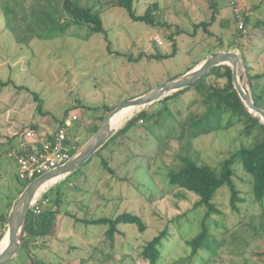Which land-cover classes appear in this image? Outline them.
I'll return each mask as SVG.
<instances>
[{
	"label": "rangeland",
	"instance_id": "obj_1",
	"mask_svg": "<svg viewBox=\"0 0 264 264\" xmlns=\"http://www.w3.org/2000/svg\"><path fill=\"white\" fill-rule=\"evenodd\" d=\"M63 1L0 0V78L10 81L6 85L0 82V231L4 230V220H10L3 207L5 202L27 183L17 172L15 154L20 140L12 133L21 131L31 119H36L39 131L45 134L51 133L59 120L78 115L73 130L78 131L79 141L73 137L69 142L79 149L95 133L98 116L105 121L123 101L185 74L202 59L231 49L240 52L241 58L247 57L249 67L242 59L246 82L251 92L255 88L264 99V0H135L139 15L151 3H157L158 9L151 8L156 10L153 24L132 19L117 0L81 1L84 5L96 4L106 34L90 33L87 25L74 22L65 12ZM236 7L245 15L244 29H239L235 19ZM157 36L163 45L157 43ZM174 42L177 50L172 55ZM141 54L144 57L137 60ZM248 70L252 76H261L250 82ZM226 82L227 77L214 74L202 84L208 88V83L224 86ZM199 84L189 85L190 91L172 99L119 112L115 117L119 121L114 118L112 124L116 122L114 126L121 129L141 110L147 111L143 123L132 125L126 133L137 130L141 141L125 145L121 159L134 152L145 151L148 155H135L130 164L118 167L110 158L114 168L111 172L101 165V155L107 151L104 149L69 177L50 181L40 194L62 199V211L56 216L50 236L41 238V245L31 242L28 248L21 246L19 253L3 264H148L143 248L166 227L167 235L158 246L161 254L155 264H172L190 256L192 246L187 241L202 231L210 208L205 204L193 208L199 195L186 189L160 196L170 185L168 172L182 166L181 156L218 168L240 149L264 138L263 128L257 124L248 131L247 121L193 137L207 123L189 125L187 120L184 127L180 120L194 111L199 112V119L205 113V100L195 90L200 89ZM34 93L41 97L43 114L37 109ZM160 110L161 117L151 115ZM183 133L185 137L181 138ZM155 153L159 155L149 156ZM232 167L243 201L235 209L229 185L218 188L212 198V213L206 219L210 232L197 255L184 264H264V199L254 198L252 176L238 157ZM125 175L131 181L119 184V177ZM101 182L106 187L102 193L113 194L111 201L98 195ZM84 204H88L86 208ZM49 206L55 209L58 204L52 202ZM125 211L142 216L147 228L140 232L135 225L121 224V233L112 245L106 225L77 219ZM5 228L4 236H8V224Z\"/></svg>",
	"mask_w": 264,
	"mask_h": 264
},
{
	"label": "trees",
	"instance_id": "obj_2",
	"mask_svg": "<svg viewBox=\"0 0 264 264\" xmlns=\"http://www.w3.org/2000/svg\"><path fill=\"white\" fill-rule=\"evenodd\" d=\"M83 0H64L63 1V7L65 12L73 18L74 22L81 23L82 25H87L90 33H103L106 34L107 30L104 27L103 18L101 16V11L96 8V4L93 5H84L81 3ZM101 3V2H100ZM117 3L122 8L129 11V14L131 15L132 19L136 21H146L147 23H155V13L158 9L157 3H151L148 8L146 9L144 14H137L135 12L134 3L135 0H117ZM151 8H154L153 10ZM242 12V11H241ZM235 14V13H234ZM216 15H213V19ZM242 16L245 18L244 13H242ZM235 19L237 20L236 14ZM238 21V20H237ZM210 23V22H208ZM207 26V24H205ZM245 28V27H244ZM243 28V29H244ZM207 30L208 27H205ZM240 29V28H239ZM177 50V43L174 42V51L172 53L175 54ZM234 51H237L236 49H231ZM238 52V51H237ZM240 54V52H238ZM146 56H152V55H146ZM142 57H144V54H141L136 59L139 60ZM247 65V57L242 58ZM197 63L192 65L190 68L187 69V71L191 70ZM247 67H249L247 65ZM224 70V72H223ZM186 71V72H187ZM214 74H217L219 77H227V82L224 86H217L214 83H208L210 86L207 88L202 84V81ZM261 74H256L252 76L250 74V71L248 70V77L250 78V82H252V79H255L257 77H260ZM255 77V78H254ZM175 78V77H174ZM0 82L2 85H6L10 81H2L0 78ZM200 83V84H199ZM200 85V89H195L198 91L204 98L205 102V113L201 116V119L196 118L199 115L198 111H194L190 115H186L184 118L180 120V123L184 125V127L187 125L185 124L186 121H189V125L192 123H199V122H205L207 123L206 126L202 127L201 129H198L196 133L192 134L193 137H197L198 135L202 133L211 132L220 128H228L232 126L233 124H236L240 121H247L249 124L248 131L252 129L255 125H259L263 128L264 131V121L260 119L257 116H254L248 108L245 106L244 102L241 100L237 90L235 89L234 83H233V72L231 66L228 65H220L213 68V70L200 78L196 83L191 84L192 85ZM22 87V86H18ZM190 86H187L186 88H183L181 90H178L171 95H168L161 99L160 101H166L168 99H172L174 96H176L178 93H186L190 91ZM252 96L254 100L263 107L262 103L264 104V99L262 98L261 94L257 93L255 88L252 89ZM34 100L37 102V109L43 114V104L41 97L34 93ZM213 105L216 107H213ZM113 109V108H112ZM112 109H108L111 111ZM121 113V112H120ZM118 113L117 115H120ZM162 110L159 112H156L155 115L158 114L161 117ZM147 111L145 109L141 110L136 116H134L131 120H129L126 125H124L99 151H102L105 149L108 145L112 144L116 137L122 132H126L128 129L131 128L134 123L138 121H144L143 118L146 117ZM229 114V115H228ZM224 116L226 117V120L224 121ZM103 116H98L96 119V124L93 128V132H95L100 125L103 123L104 118H99ZM169 117V116H168ZM67 118V117H66ZM65 119L59 120V125L65 123ZM188 118V119H186ZM100 119V120H99ZM173 119V118H172ZM204 119V120H203ZM173 121V120H172ZM185 121V122H184ZM123 123V122H122ZM121 124V123H120ZM115 125V122L114 124ZM117 125V124H116ZM119 126V124L117 125ZM28 127H31L35 129L37 132L41 134V132L38 129L37 125H29ZM73 124L68 130V137L69 138H75L77 137V132L73 130ZM74 132V136L71 135ZM41 135H45L42 133ZM19 136V134H17ZM181 138L185 137L184 133L181 134ZM169 138V136H165L164 139ZM163 140V139H162ZM20 145V144H19ZM142 151V150H141ZM101 153V152H100ZM135 155H144L147 156L148 153L144 152H134L132 153L131 157H134ZM159 153L151 154L149 156H157ZM101 165L105 166V168L108 171H114V168L110 165V160L106 159L101 155ZM235 157H238L239 160L242 163V166L244 170L251 174L252 178V191L253 196L257 201H262L264 199V138L249 148H242L238 152H236L233 156L230 158L222 161L221 165L218 168L211 167L209 165H200L197 161L193 160L189 156H181L179 157L182 161V166L175 167L174 169H171L168 172V178L170 180V185L166 191L160 192V196L165 197V194L170 192H176L179 189H186L191 192H194L195 194L199 195V200L196 201L193 205V208H196L201 205H208L210 208V212L206 215V218L203 222V229L202 231L193 239L188 240L187 244L189 246H192V252L190 256L180 258L179 260L173 262L172 264H184L185 261L189 258H192L193 256L197 255L199 249L204 245L205 238L209 234V226L206 223V219L210 216L211 209L213 207L212 204V198L214 197L216 191L220 186L223 184H228L231 189V204L232 206L237 209L238 203L243 201V198L241 196L240 190L237 188V185L233 179L234 170L232 167L233 161ZM92 159V158H91ZM91 159L88 161L90 162ZM86 162L85 164H87ZM70 176V175H69ZM68 176V177H69ZM114 178V177H113ZM124 177H119L118 181H123ZM29 184L28 182L22 187V190L20 193L24 190L26 185ZM102 184V183H101ZM106 185V184H105ZM103 184L101 186V190L98 192V195L100 196H106V200L111 201L113 194H110V192L102 193L103 190ZM105 187V186H104ZM106 189V187L104 188ZM114 187H111V190H113ZM52 188L50 189V191ZM116 196V195H115ZM118 196V195H117ZM116 196V197H117ZM44 198L49 199L50 204L52 202L57 205L58 207L53 209L51 206L48 208L45 207L41 213L36 214L33 209H30L25 225L23 236L24 240L26 241L27 245H30L31 242L35 245V240L45 238L46 236H49L51 233V229L55 223L56 216L61 214V197L57 200H52L50 194H45ZM103 198V197H102ZM101 198V199H102ZM103 200V199H102ZM100 200V201H102ZM13 202L10 203V207L13 206ZM88 205V204H87ZM87 205L84 204L83 208H86ZM60 207V208H59ZM180 215H184V213H181ZM179 216L174 217L171 222L175 219H177ZM85 223H91V224H101L107 226V238L114 244L115 237L117 234L121 233L120 225L121 224H132L137 226L138 230L140 232H144L147 228V224L144 221L142 216L136 215L131 212H123L119 214H115L114 216H98L96 218H84L80 219L77 218ZM168 228L166 227L163 229L160 234L155 236L152 240L146 243V245L143 248L142 255L145 257V261L147 260L148 264H155L157 260L160 257V249L159 244L161 241L166 237ZM5 234V231L1 232L0 234V240L3 238ZM114 246V245H113Z\"/></svg>",
	"mask_w": 264,
	"mask_h": 264
},
{
	"label": "water",
	"instance_id": "obj_3",
	"mask_svg": "<svg viewBox=\"0 0 264 264\" xmlns=\"http://www.w3.org/2000/svg\"><path fill=\"white\" fill-rule=\"evenodd\" d=\"M220 65L231 66L233 83L241 100L248 110L264 121V107L253 98L252 92L246 82L245 64L237 51L223 50L209 56L185 74L168 81L160 86L136 97L123 101L116 106L107 119L100 125L95 133L68 159L64 164L43 173L26 185L20 196L13 204L7 232H9L8 245L0 251V264L13 259L20 251L21 246L27 247L22 237L27 214L32 202L43 187L54 179L68 176L88 162L115 134L117 127L112 125V117L130 106L145 107L160 101L172 93L186 88L200 78L210 73L213 68Z\"/></svg>",
	"mask_w": 264,
	"mask_h": 264
},
{
	"label": "built area",
	"instance_id": "obj_4",
	"mask_svg": "<svg viewBox=\"0 0 264 264\" xmlns=\"http://www.w3.org/2000/svg\"><path fill=\"white\" fill-rule=\"evenodd\" d=\"M239 28L245 27L244 17L241 9H234ZM158 44L163 45L162 39L157 36ZM78 119V115H69L65 123L58 125L55 131L41 135L31 127H25L17 134L21 136L19 150L15 156L17 159V172L20 180L30 183L32 180L62 164H64L78 150L76 143L69 142L68 130L73 121ZM79 141V137H76ZM50 205L49 199L44 198L43 194H38L32 202L31 209L36 214ZM25 234L22 233V237ZM24 239V238H23Z\"/></svg>",
	"mask_w": 264,
	"mask_h": 264
},
{
	"label": "crops",
	"instance_id": "obj_5",
	"mask_svg": "<svg viewBox=\"0 0 264 264\" xmlns=\"http://www.w3.org/2000/svg\"><path fill=\"white\" fill-rule=\"evenodd\" d=\"M206 59V58H205ZM205 59H202L201 61H199L198 62V64H200L202 61H204ZM198 64H196V65H198ZM195 65V66H196ZM194 66V67H195ZM193 67V68H194ZM156 103V102H155ZM24 108V107H23ZM31 109H29V111H30ZM36 110V109H35ZM28 110H23V113H27V112H29ZM31 112V111H30ZM20 113V112H19ZM33 116V115H32ZM33 117H35V115L33 116ZM116 117V116H115ZM16 118V117H15ZM14 118H11V120H13ZM132 119V118H131ZM130 119V120H131ZM32 120V121H31ZM30 121H28L29 123L26 125V127H28L29 125H37L38 126V124L35 122L36 121V119H31ZM115 120L116 121H119V120H117V118H115ZM38 121H42L41 119H38ZM59 122L60 121H58V122H56L54 125V130L53 131H55L56 130V128L58 127V125H59ZM116 123V122H115ZM143 122L140 120V121H138V122H136V123H134V125H136V124H142ZM126 125V124H125ZM133 125V126H134ZM25 128V127H24ZM23 130V129H22ZM21 130V131H22ZM120 129L119 128H117V130H116V132H115V134L119 131ZM130 129H128L126 132H122V134L120 133L117 137H116V139H115V141L112 143V144H110V145H108L105 149H107V151H105V155L103 156V157H105L106 159H112V161L113 162H115V163H117V167L118 166H127L128 164H130L131 162H132V160L134 159L133 157H128V156H124L123 155V158L121 159V153H122V151L125 149V148H127L125 145H127V146H131V145H133L134 143H139V141H141V139H142V135H138L137 134V130H132L131 132H129V134H126L128 131H129ZM19 131H14V133H12L13 135H12V137L13 138H17L18 140H21V136H17V133H18ZM50 133V132H49ZM48 133V134H49ZM41 134H42V132H41ZM114 134V135H115ZM113 135V136H114ZM122 135V136H121ZM134 136H135V138H134ZM170 136V135H169ZM9 137H11L10 135H9ZM122 142V143H121ZM20 144V143H19ZM135 145V144H134ZM104 150V149H103ZM117 160V161H114V160ZM17 160V159H16ZM120 161V162H119ZM119 162V163H118ZM113 168V167H112ZM128 168V167H127ZM127 168H125V170H127ZM130 169L131 168H133L132 166L131 167H129ZM133 170H134V168H133ZM69 176V175H68ZM68 176H65V177H68ZM126 176V175H125ZM123 176L124 177V179H123V181H125V180H129V181H131L130 179V177H128V176ZM65 177H61V178H59L58 180H56L57 182L58 181H61V179H63V178H65ZM122 177V176H121ZM128 177V178H127ZM56 182V183H57ZM116 183H117V181H115ZM102 183V182H101ZM118 183L119 184H121L122 183V180H120V181H118ZM22 190V189H21ZM20 190V191H21ZM20 191H18L17 189H16V195H14V197H12V199L11 200H7L6 202H5V205L3 206V207H5V210L7 209L8 210V214L10 215V213H11V210H12V207H10V203L11 202H13L12 204H14L15 202H16V200L18 199V197L20 196ZM116 194V193H115ZM8 222H9V219H7V220H4V230L3 231H6V228H5V226H7V224H8ZM3 231H0V234H1V232H3ZM50 236V235H49ZM44 240H45V238H43ZM43 240V241H44ZM7 244H8V236H4L3 237V240L2 241H0V251H2L6 246H7ZM38 245H41V239L39 238V239H37V241L35 242V245L34 246H38ZM27 247H28V245H27Z\"/></svg>",
	"mask_w": 264,
	"mask_h": 264
},
{
	"label": "bare ground",
	"instance_id": "obj_6",
	"mask_svg": "<svg viewBox=\"0 0 264 264\" xmlns=\"http://www.w3.org/2000/svg\"><path fill=\"white\" fill-rule=\"evenodd\" d=\"M118 114V113H117ZM117 114H115L113 117H112V119H111V121H113V119L115 118V116H117ZM113 125V124H112ZM8 242H9V232H8ZM8 245V244H7Z\"/></svg>",
	"mask_w": 264,
	"mask_h": 264
}]
</instances>
